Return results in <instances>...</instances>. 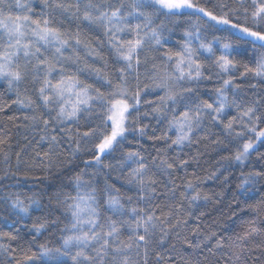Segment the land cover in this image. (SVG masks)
<instances>
[{
  "label": "snow or ice",
  "instance_id": "obj_1",
  "mask_svg": "<svg viewBox=\"0 0 264 264\" xmlns=\"http://www.w3.org/2000/svg\"><path fill=\"white\" fill-rule=\"evenodd\" d=\"M42 4L52 12L43 19H35L32 0H0V81H5L9 90L15 92L13 104L31 110L32 114L24 117L29 121L26 127L35 129L43 125L40 130L44 135L38 143L47 141L48 151L43 157L37 152L36 157L41 161L46 157L50 162L64 137L69 142L71 157L83 151L90 153L91 159L83 161L85 168L93 167L97 171L112 168L104 161L119 152L117 167L128 169L126 183L135 188L137 199L125 198L114 184L105 183L103 189H98L91 178L85 179V172L77 173L69 185H74L73 191L65 193L62 199L58 197V204L63 207V227L58 220H51V226L60 232L57 244L39 242L50 225L48 220L38 219L24 233L25 237H31L30 246L21 249L19 256L13 254L16 249L0 243V251L10 255L11 264H150L152 256L155 257L153 264H207L218 254L215 264H264V197L253 203L244 201L250 218L243 220L233 236L225 239L215 231L202 232L197 226L190 229V239L185 234L188 220L178 212L161 211L157 215L155 209L139 206L140 203L150 204L156 194L153 167L171 177L173 171L185 167L188 161L181 160L177 165L175 160L169 162L161 156L158 150L157 156L149 162L139 150L124 151L130 134L148 135L145 127L138 126L132 116L133 112L139 113L142 93L151 92L157 95V101L143 100V103L152 106L158 121H167L168 131L175 130L176 135L172 139L166 133L153 134L148 136L150 140L165 143L171 140L168 148L193 144L198 142L194 141V133L208 118L210 124L222 126L229 143L242 141L234 154L222 157L223 160L243 167L256 153L257 160L264 161V152L259 151L264 147V113L260 112L264 108V97L242 106L236 99L240 86L234 83L238 63L235 56L251 52V64H243L244 71L240 75L242 78L251 76L264 85V0H42ZM57 14L65 19L72 17L90 29L102 30L110 52H114L116 62L123 66L115 73L108 72L103 42L98 40L93 47L90 41L81 38L79 26L75 33L64 30L63 21L56 19ZM177 27L183 29L180 50L169 49L162 54L164 68L171 64L173 71H161L160 66L153 63L151 84L141 87L140 53L159 51L163 34ZM125 34L133 38L125 39ZM81 51L85 53L84 58ZM204 54H207L205 60H212L216 75L227 78L215 89L214 102L205 100L195 107L184 103L185 110L177 114V105L189 99L184 94L193 91L184 84L211 79L204 74L206 65L200 59ZM88 57L103 62V67H93L87 62ZM147 60L145 56L143 62ZM81 63L83 67L79 66ZM73 65L75 71L71 70ZM84 72L94 75L95 83L82 80L80 74ZM133 73L136 74L134 89L129 84ZM29 81L39 85L35 99L21 94V85ZM105 87L108 90L102 91ZM251 87L255 89L256 85ZM229 91L232 100L228 98ZM231 108H235L238 115L229 116L227 110ZM2 111L4 106H0ZM82 119L85 120L84 130H81ZM93 120L99 122L93 124ZM236 125L240 126L239 131ZM50 132L60 134V138ZM5 143L6 140L0 138V145ZM214 143L219 145L223 141L217 139ZM3 160L8 164L7 153H3ZM16 160L19 171V152ZM9 174L5 172L0 181ZM207 178H216L215 172ZM261 182H264V166L248 172L241 170L235 195L245 197ZM185 189L181 196L190 207H197L201 200L213 199L202 194L191 181ZM169 191L175 193L176 186ZM214 195L219 203L221 194ZM2 201L6 211L9 207L12 210L5 220L11 218L15 234L0 232V238L9 241L21 236V229L16 225L25 218L31 219L34 212L44 207L35 193L23 198L19 193H9ZM236 207L239 208V201ZM105 211L111 215H105ZM203 215L201 212L200 216ZM125 232L126 239L122 238ZM256 238H260L259 242L250 247ZM177 245H187L183 251L188 255L182 256Z\"/></svg>",
  "mask_w": 264,
  "mask_h": 264
},
{
  "label": "trees",
  "instance_id": "obj_2",
  "mask_svg": "<svg viewBox=\"0 0 264 264\" xmlns=\"http://www.w3.org/2000/svg\"><path fill=\"white\" fill-rule=\"evenodd\" d=\"M74 2V0H73ZM215 2V0H212ZM34 18L43 19L46 17L52 9L45 8L42 4V0H32ZM211 7V4H207ZM56 19L63 21L62 27L64 30L75 33L78 30L81 32V38L86 39L92 43L93 47H96V42L102 41L103 48L102 52L107 61V71L115 73L116 69L123 66L122 63L116 62L114 52H110L107 44V38L103 36L102 30H93L87 27L85 24L80 23L68 17L65 19L57 14ZM125 39L133 38L129 34H125ZM211 39V36L208 37ZM183 43V29L173 28L171 32H165L162 37V47L159 51L145 50L140 53L142 63L139 66V80L141 87L144 84H151L150 76L152 74V64L155 63L160 66L161 71H173L171 64L167 69L163 66L162 54L171 49L173 52L179 51L181 44ZM81 57H85L84 51L80 53ZM200 56L202 62L205 63L206 67L204 70L205 76H211V79H201L198 82H191L184 84L185 87H191L192 93H185L186 97H189L184 102L177 105V114L185 110L184 103H188L190 106L195 107L196 104L202 101L214 102L216 100L215 89L220 87L223 79L227 76H217L216 69L212 66V60H205V56ZM147 56V63H144V58ZM253 54L251 52L247 54H241L235 56L237 63V71L235 73L236 80L234 83L239 84L238 96L236 97L237 102L241 103L242 106L251 104L252 101L264 97V85L259 84L251 76L242 78L240 73L244 71L243 64H251ZM87 62L93 67L102 68L103 62L96 60L94 57H88ZM83 67V63L79 65ZM76 66H72V71H75ZM136 74L133 73L129 76L130 87L134 89ZM80 78L86 80L88 83H95V76L89 75L87 72L81 73ZM114 82L116 76L113 77ZM183 83V82H182ZM255 84L256 88L253 89L251 85ZM39 87L38 84L33 85L31 81L21 85L20 91L22 95L31 96L33 99L36 97V89ZM102 91L108 89L102 88ZM179 90V89H178ZM162 95L163 93H159ZM229 100L233 99L232 92H228ZM16 99L14 91L9 90L8 85L5 81H0V106H4V111L0 112V138L6 140V143L0 145V177L5 175V172H9V176L0 181V232H11L15 234V229L12 226L11 218L5 220V217L12 211L9 208L6 209V205L2 201V197L9 193H19L21 198L27 195L35 193L37 198L41 200L43 207L42 211L34 212L31 219L25 218L21 221L17 228L21 229V236L17 237L16 240L9 241L6 238H0V243L5 244L10 249H16L13 253L19 256L21 249L28 248L30 236L25 237L26 233L34 222L38 219L48 220L49 228L42 236L39 237V242H48L50 245H56L60 232L58 228L51 226V220H58L59 226L63 227L65 222L61 213L63 207L58 204V197L63 198L65 193L73 191L74 185L69 187L72 177L77 173L83 171L86 173L85 179L91 178L94 185L98 189H103L105 183L114 184L116 188L120 189V193L125 198L132 196L133 200L137 199V192L134 187L127 185L126 177L128 169H121L117 167L120 158V153L117 152L114 157L105 159V164H111L112 168H105L97 171L95 168H85L83 161L91 159V155L88 151H83L78 154L77 157L73 158L70 156V150L68 148V140L66 137L63 138L59 147L55 149L51 156V161L44 157L43 161L36 157V153L40 152L41 157L43 153L48 151L47 141L38 143L39 138L44 133L40 130L43 125L38 126L35 129L28 128L29 121L24 119L25 115H31V110L21 108L18 105L12 103ZM143 100L157 101V95L149 92L148 95L142 93V103L139 113L133 112L132 119L137 120L138 126L145 127L148 135L140 137L139 135L130 134L129 141L124 146V151L128 150H139L142 155L150 162L153 157H156L158 150L161 156H165L169 162L175 160L176 164L179 165L181 160H187L188 164L183 168H177L173 171L172 176H166L155 167L152 168V172L155 173L154 179L157 181L156 194H154L150 204L140 203V207H147L149 210L155 209L156 214L160 215L161 211L167 214L169 211L178 212L183 218L188 220V225L185 229V234L190 235V229L199 226L202 232L209 230L217 232L218 235H222L225 239L233 236L236 231H239L240 225L244 219L250 218V214L246 211V205L244 203L247 200L248 203H253L264 197V182L257 184L255 189L247 194L245 197H239L237 193L236 185L240 180V172L251 171L253 168H260L264 166V161H258L256 153L250 157L247 166H240L236 163L229 164L228 161L222 159V157L230 156L234 154L235 150L240 146L242 141L233 140L229 143V139H226L222 126H216L209 123L208 118H205L201 128L194 133L193 144H186L181 147L173 145L171 148L167 147V144L171 143L169 140L167 143L164 141H153L148 138L150 135L161 136L167 134L172 139L175 138V130L168 131L167 121L157 119V114L152 112V106L144 104ZM7 105H11L7 107ZM147 112L148 115H144ZM261 113H264V108L260 109ZM55 113L53 112L52 115ZM227 114L238 115L235 108L227 110ZM11 117L12 119H9ZM47 118V115L45 116ZM170 118V116H169ZM98 120H93L92 123H98ZM226 122V119H225ZM81 130H84L85 120L82 119ZM236 130H240V126L236 125ZM50 134L58 135L56 132H50ZM27 137V139H25ZM206 137V138H204ZM217 139L223 141L222 144H216L214 141ZM31 141V143H29ZM88 149L91 145L86 146ZM23 149V151H22ZM260 152H264V147L259 148ZM21 154V163L19 165V171H17V160L16 153ZM3 153H7L9 156L8 164L4 163ZM71 161V163H69ZM159 159H157V163ZM50 163V167H49ZM10 165V167H9ZM134 166V165H133ZM95 175H92L93 173ZM213 172L216 174V178L208 179ZM15 173V175H11ZM227 177V182L225 181ZM191 181L196 185L202 194H208L213 196V199L205 202L201 200L197 207H190L188 201L183 199L181 193L185 189L187 182ZM176 186L175 193L170 192L169 189ZM131 187V190H129ZM215 193H220L219 203L216 202ZM250 197V199H249ZM239 201V208L236 207V203ZM180 205H183L181 208ZM158 206V207H157ZM126 207L128 205L126 204ZM204 215L201 217L200 213ZM191 213V215H189ZM235 213V214H234ZM105 215H111L110 212H104ZM199 217V219H197ZM128 217H125L127 219ZM227 229V230H225ZM124 239L127 238V232H125ZM260 238L253 240L249 246L252 247L259 242ZM214 243V241H213ZM178 250L182 256H187L188 253L183 251V248L187 245H177ZM158 251H164L157 249ZM166 254V253H165ZM258 254V253H257ZM217 257H212L207 264H215ZM155 257H150V264H153ZM0 264H11V257L8 253L0 251Z\"/></svg>",
  "mask_w": 264,
  "mask_h": 264
}]
</instances>
